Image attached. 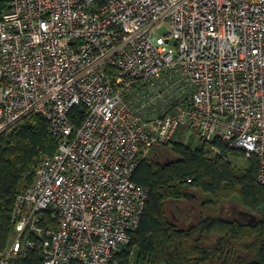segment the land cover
Wrapping results in <instances>:
<instances>
[{"label": "built area", "instance_id": "built-area-1", "mask_svg": "<svg viewBox=\"0 0 264 264\" xmlns=\"http://www.w3.org/2000/svg\"><path fill=\"white\" fill-rule=\"evenodd\" d=\"M7 1L0 136L39 114L60 145L18 197L0 264L35 248L26 232L44 264H122L148 199L134 173L182 127L259 158L264 186V0Z\"/></svg>", "mask_w": 264, "mask_h": 264}, {"label": "trees", "instance_id": "trees-1", "mask_svg": "<svg viewBox=\"0 0 264 264\" xmlns=\"http://www.w3.org/2000/svg\"><path fill=\"white\" fill-rule=\"evenodd\" d=\"M8 1L0 0V21ZM80 106L70 118L80 127ZM185 128L165 146L152 149L133 180L148 191L139 228L124 245L122 264H264V186L260 160L219 144L215 154ZM199 145L195 146V143ZM60 138L48 120L34 114L0 136V260L16 238L13 214L18 197L35 182L43 160L57 153ZM243 160L240 167L235 162ZM35 248L6 264H44L42 239L26 232Z\"/></svg>", "mask_w": 264, "mask_h": 264}, {"label": "rangeland", "instance_id": "rangeland-1", "mask_svg": "<svg viewBox=\"0 0 264 264\" xmlns=\"http://www.w3.org/2000/svg\"><path fill=\"white\" fill-rule=\"evenodd\" d=\"M162 33V32H161ZM193 133H190L189 136H188V141H191V138L193 137ZM199 145V143H195V146ZM234 164H237L238 167L242 166L244 164V161L241 159V160H238V162H235Z\"/></svg>", "mask_w": 264, "mask_h": 264}]
</instances>
